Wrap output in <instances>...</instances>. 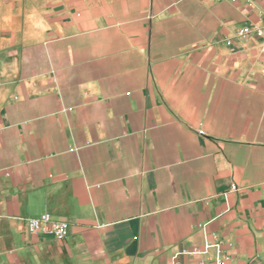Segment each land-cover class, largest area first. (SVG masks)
Masks as SVG:
<instances>
[{"label": "crops", "instance_id": "obj_1", "mask_svg": "<svg viewBox=\"0 0 264 264\" xmlns=\"http://www.w3.org/2000/svg\"><path fill=\"white\" fill-rule=\"evenodd\" d=\"M263 8L0 0V264H264Z\"/></svg>", "mask_w": 264, "mask_h": 264}, {"label": "built area", "instance_id": "obj_2", "mask_svg": "<svg viewBox=\"0 0 264 264\" xmlns=\"http://www.w3.org/2000/svg\"><path fill=\"white\" fill-rule=\"evenodd\" d=\"M262 24L264 25V8L261 11ZM262 28L257 24L246 22L237 29L236 35L241 38H250L254 35H261ZM235 187V184H232ZM27 229L30 233H43L64 240L68 235V222L55 219L49 212H43L39 216L30 217L26 221ZM222 262V261H220Z\"/></svg>", "mask_w": 264, "mask_h": 264}]
</instances>
